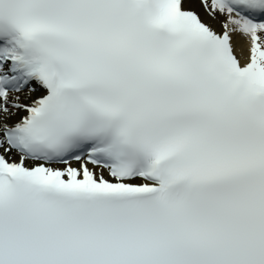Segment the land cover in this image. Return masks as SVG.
I'll list each match as a JSON object with an SVG mask.
<instances>
[{"label": "snow or ice", "instance_id": "1", "mask_svg": "<svg viewBox=\"0 0 264 264\" xmlns=\"http://www.w3.org/2000/svg\"><path fill=\"white\" fill-rule=\"evenodd\" d=\"M0 264H264V0H0Z\"/></svg>", "mask_w": 264, "mask_h": 264}]
</instances>
